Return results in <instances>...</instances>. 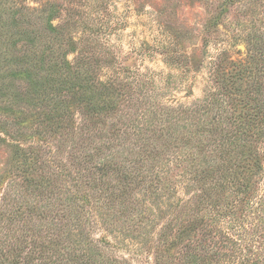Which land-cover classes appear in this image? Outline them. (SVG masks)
<instances>
[{
    "label": "rangeland",
    "instance_id": "1",
    "mask_svg": "<svg viewBox=\"0 0 264 264\" xmlns=\"http://www.w3.org/2000/svg\"><path fill=\"white\" fill-rule=\"evenodd\" d=\"M214 81L264 129V0H0V264H155L165 228L162 264L264 256V178L246 222L222 228L208 196L185 203V170L128 181L147 138L208 146L214 113L187 109ZM157 101L187 112L145 119Z\"/></svg>",
    "mask_w": 264,
    "mask_h": 264
},
{
    "label": "trees",
    "instance_id": "2",
    "mask_svg": "<svg viewBox=\"0 0 264 264\" xmlns=\"http://www.w3.org/2000/svg\"><path fill=\"white\" fill-rule=\"evenodd\" d=\"M214 72V76L216 77L215 69ZM214 83L216 84V81ZM217 84L218 87L212 85L210 88L214 93L213 95L207 96L202 103L195 105L193 109H187L191 113L203 114L205 116L214 113L212 117L214 127H209L208 129L207 127L211 125L210 123L205 126L206 130L202 131L208 133L210 140L208 146L203 144L198 149V153H195L193 150L196 148H193L195 145L192 144L190 134L186 137L184 136L183 142L185 143L188 139V143H185V149L182 145L178 147L179 151H174L179 146L177 140L173 141L174 144L170 142L168 146L163 145L162 149V145L159 144L158 147L157 145L153 146L152 141L147 138L143 144L144 147L142 149L140 146L138 147L141 150L140 154H136L139 161H126L128 163L126 169L129 172L128 181L131 183L139 181L143 184L141 185L143 189L146 185L149 186V183L155 182L157 177L159 178L162 174H171L174 172V169L178 171L185 170L187 175L190 176V182H192L193 186L196 185V195H192L185 203L199 198L200 208H202V201L204 203V200L208 196L207 200L209 202L204 205L211 206L210 208L213 209L209 213L210 216L215 217L212 221L215 224H219L218 226H223V220L233 224L245 223L247 220L244 217L245 213L252 204L261 179L264 178V148L260 145L263 143L261 140H263L264 129L258 124L247 123L244 121L245 117L242 113H237L238 110L234 108L235 103L232 100L234 93L231 87L228 86L229 84L224 83L220 85L218 82ZM147 109V114H144L145 119L149 114L155 115L160 112L162 119L168 122L169 115L174 111H178V114L181 115L187 112L184 108L176 109L158 101L154 102L152 106L148 105ZM164 120L159 121V125L164 124ZM159 125L156 123L151 124L155 128ZM155 133L154 131L152 134L156 135ZM196 134L198 138L201 137L200 134ZM170 136L174 138L173 134ZM158 137L162 138L159 135ZM158 139L154 137L153 142ZM257 141L260 144L256 147L255 143ZM209 147L212 148L211 153L215 154L216 158L213 156V159L202 161L200 159L201 153L208 150L207 148ZM164 153L169 155V162H164L165 160H163L164 157L162 156ZM242 160L245 162L243 168L237 164L238 161ZM164 166L167 167V170L163 169ZM241 168L244 170L239 173L238 169ZM121 196L122 194H117V197ZM196 220L198 218L193 219V221ZM165 229L159 232L156 240H154L155 238L150 240L149 250L154 254L155 264H162V258H164L163 246L167 245L166 251L171 246L168 243H164L167 241L166 236L168 234L165 232ZM252 231V243L254 244L256 239H259L263 241L264 247L263 231L258 228ZM217 235H222L221 229L217 230ZM253 257L255 259H249L247 264H264V256L258 255Z\"/></svg>",
    "mask_w": 264,
    "mask_h": 264
}]
</instances>
